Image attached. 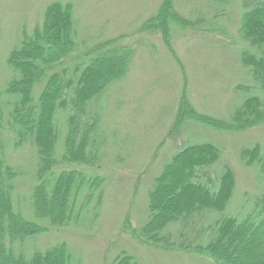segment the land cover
I'll list each match as a JSON object with an SVG mask.
<instances>
[{
	"label": "trees",
	"instance_id": "trees-1",
	"mask_svg": "<svg viewBox=\"0 0 264 264\" xmlns=\"http://www.w3.org/2000/svg\"><path fill=\"white\" fill-rule=\"evenodd\" d=\"M235 1L211 0L223 7ZM238 1L243 8L238 35L245 43L241 59L256 85L236 86L245 96L229 119L198 111L184 93L170 137L180 136L189 122L235 132L264 125V0ZM74 9L72 1L50 4L41 24L32 32L23 29L7 59L12 75L0 88V120L7 119L16 147L29 144L37 151L38 183L32 193L34 220L15 208L16 180L22 173L9 161V140L0 133V264H77L67 241L31 256L25 245L50 227L94 223L104 203L106 178L75 167L102 166L108 139L102 127L103 96L128 73L135 47L110 38L82 48ZM174 25L186 30L199 22L183 16L175 0H164L140 29L160 33L172 46ZM221 155L213 142L185 144L151 187L149 221L132 229V236L215 264H264V187L232 207L236 175L229 164H219ZM241 157L258 168L264 182L261 144L243 148ZM116 264L137 261L124 253Z\"/></svg>",
	"mask_w": 264,
	"mask_h": 264
},
{
	"label": "rangeland",
	"instance_id": "rangeland-1",
	"mask_svg": "<svg viewBox=\"0 0 264 264\" xmlns=\"http://www.w3.org/2000/svg\"><path fill=\"white\" fill-rule=\"evenodd\" d=\"M55 1L74 3L82 48L121 38L119 44H131L135 53L128 73L103 96L102 127L108 139L102 166H66L106 178L99 218L60 230L49 226L47 232L28 240L27 255L67 241L77 264H116L124 253L137 264H215L205 256L146 244L131 231L148 223L150 189L187 143L209 141L221 148L219 164H229L236 175L232 207L244 203L245 196L262 192L264 182L258 168L247 165L241 151L257 143L264 149V125L235 132L189 122L180 136L169 135L184 93L198 111L229 119L235 104L245 96L236 86L256 85L241 59L245 47L238 35L241 3L237 0L223 7L211 0H175L176 9L199 25L186 30L174 25L170 46L160 33L140 29L164 0H0V88L12 75L7 59L23 29L32 32ZM0 121L1 136L9 140L8 159L22 173L16 180L15 208L35 220L32 193L38 183L37 151L29 144L16 147L7 119Z\"/></svg>",
	"mask_w": 264,
	"mask_h": 264
}]
</instances>
